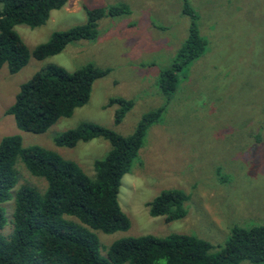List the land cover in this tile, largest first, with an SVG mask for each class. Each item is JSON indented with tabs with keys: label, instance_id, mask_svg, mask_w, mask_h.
<instances>
[{
	"label": "rangeland",
	"instance_id": "374dc122",
	"mask_svg": "<svg viewBox=\"0 0 264 264\" xmlns=\"http://www.w3.org/2000/svg\"><path fill=\"white\" fill-rule=\"evenodd\" d=\"M187 1L207 44L201 56L183 67L169 99L157 79L188 33L190 17L182 13L183 0H67L40 26H14L29 50L55 31L85 23V7L126 3L130 13L105 16L98 21L95 39L72 41L41 60L30 56L16 73L6 65L0 68V139L18 134L23 146L51 149L89 176L94 174V160L105 156L110 143L97 137L73 147L57 146L56 134L90 121L128 135L144 113L163 107L120 179L117 200L130 219L129 228L95 231L103 255L117 239L147 234L193 235L216 250L233 226L264 223V0ZM89 63L109 72L94 81L86 104L45 132L20 130L13 116L5 114L19 85L38 70L55 64L73 71ZM112 97L133 101L119 124L113 122L118 105H107ZM15 168L18 182L13 194L22 184L44 191L43 178L30 174L20 160ZM166 189L187 196L185 215L169 222L165 216H151L147 206ZM2 205L6 219L2 232L7 235L12 230L14 198Z\"/></svg>",
	"mask_w": 264,
	"mask_h": 264
},
{
	"label": "trees",
	"instance_id": "16d2710c",
	"mask_svg": "<svg viewBox=\"0 0 264 264\" xmlns=\"http://www.w3.org/2000/svg\"><path fill=\"white\" fill-rule=\"evenodd\" d=\"M67 0H0V68L16 73L32 56L41 60L61 52L68 43L93 40L98 21L105 16L130 13L126 3L106 7H85V23L53 32L49 39L29 50L14 26L43 24L52 9ZM182 13L190 17L188 33L170 65L161 70L157 83L170 98L179 82L183 67L205 51L207 41L200 34L197 14L183 0ZM108 68L85 64L68 71L49 64L19 85L14 101L5 109L23 131L43 133L61 117H69L75 108L86 104L92 85L104 77ZM117 104L114 124H119L133 105L131 99L109 98ZM163 107L144 113L134 130L122 135L90 121L56 134L57 146L73 147L78 141L102 137L110 143L104 157L93 162V176L74 161L39 145L23 146L18 134L0 139V264H238L249 261L264 264V223L251 227L233 226L223 245L214 250L206 240L187 234L165 237L151 234L122 237L100 252L96 230L111 233L125 230L130 219L121 210L117 193L121 177L128 172L150 125L157 122ZM20 160L28 172L46 181L44 191L18 182L15 168ZM14 198L12 230L3 234L6 219L3 203ZM187 196L177 189L162 190L147 203L151 216H165L167 222L182 218ZM162 260L164 261L162 263Z\"/></svg>",
	"mask_w": 264,
	"mask_h": 264
}]
</instances>
